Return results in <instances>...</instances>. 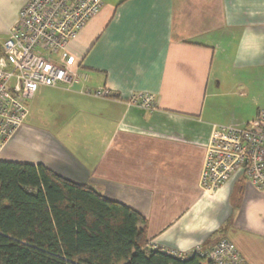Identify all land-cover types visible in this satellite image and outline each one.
Wrapping results in <instances>:
<instances>
[{
  "label": "crops",
  "instance_id": "crops-1",
  "mask_svg": "<svg viewBox=\"0 0 264 264\" xmlns=\"http://www.w3.org/2000/svg\"><path fill=\"white\" fill-rule=\"evenodd\" d=\"M29 1L0 0L5 40ZM101 1L67 47L79 81L37 88L0 161L43 165L138 212L152 249L227 239L264 264V191L243 171L214 194L200 186L212 128L264 109V0ZM136 93L156 107L131 106Z\"/></svg>",
  "mask_w": 264,
  "mask_h": 264
},
{
  "label": "built area",
  "instance_id": "built-area-1",
  "mask_svg": "<svg viewBox=\"0 0 264 264\" xmlns=\"http://www.w3.org/2000/svg\"><path fill=\"white\" fill-rule=\"evenodd\" d=\"M103 7L101 0H30L21 10L0 53V153L24 124L28 103L39 86H72L79 81L67 47ZM95 95L105 97L108 92ZM129 104L152 110L156 99L150 93H136ZM238 171L264 191V109L245 127L212 128L201 189L214 194ZM163 251L180 260L198 255L210 264H248L227 239L210 250L199 247L189 254Z\"/></svg>",
  "mask_w": 264,
  "mask_h": 264
},
{
  "label": "trees",
  "instance_id": "trees-1",
  "mask_svg": "<svg viewBox=\"0 0 264 264\" xmlns=\"http://www.w3.org/2000/svg\"><path fill=\"white\" fill-rule=\"evenodd\" d=\"M145 223L43 165L0 161V264H210L152 249Z\"/></svg>",
  "mask_w": 264,
  "mask_h": 264
},
{
  "label": "rangeland",
  "instance_id": "rangeland-1",
  "mask_svg": "<svg viewBox=\"0 0 264 264\" xmlns=\"http://www.w3.org/2000/svg\"><path fill=\"white\" fill-rule=\"evenodd\" d=\"M0 41H1V42H4V41H5V38H3L2 35H0Z\"/></svg>",
  "mask_w": 264,
  "mask_h": 264
}]
</instances>
